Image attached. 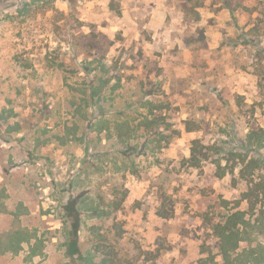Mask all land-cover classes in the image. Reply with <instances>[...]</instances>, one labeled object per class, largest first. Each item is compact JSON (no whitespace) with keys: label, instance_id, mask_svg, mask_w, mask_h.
Wrapping results in <instances>:
<instances>
[{"label":"rangeland","instance_id":"rangeland-1","mask_svg":"<svg viewBox=\"0 0 264 264\" xmlns=\"http://www.w3.org/2000/svg\"><path fill=\"white\" fill-rule=\"evenodd\" d=\"M23 1L0 0V186L10 181L8 194L18 185L12 200L27 198L36 211L19 206L14 219L1 197L0 231L24 235L11 234L18 250L2 252L0 264H255L243 251L251 249L262 261L259 228L242 229L226 261L205 219L219 221L220 201L244 190L230 174L216 177L214 160L233 152L221 167H239L247 132L264 130L256 76L264 74V0H36L19 18ZM101 55L104 68L79 75L99 82L103 111L74 88L82 62ZM39 88L50 111L41 123ZM141 98L166 107L169 124L145 151L151 135L140 120L112 117ZM125 134L137 139L125 144ZM195 140L207 161L190 167ZM80 195V214L68 217ZM31 225L36 233L24 230Z\"/></svg>","mask_w":264,"mask_h":264},{"label":"trees","instance_id":"trees-1","mask_svg":"<svg viewBox=\"0 0 264 264\" xmlns=\"http://www.w3.org/2000/svg\"><path fill=\"white\" fill-rule=\"evenodd\" d=\"M31 3H27L26 0L22 2V8H18L16 11V16L19 18L24 17L27 13H32L35 9L31 11L30 4H33L32 2H35L36 0H30ZM42 1V0H38ZM43 0L42 2H44ZM181 2L186 5L191 0H180ZM236 12V9H231L230 13L232 14V17L235 18L234 13ZM261 14H258V17L260 18ZM8 17V16H6ZM240 30V29H239ZM243 33L240 32V34H237V38L239 41L242 38ZM78 56V54H75ZM94 55V54H93ZM95 56V55H94ZM103 55L99 58L91 59L90 61L88 59H85L81 64V70L80 72L75 73V77L78 80L75 90L76 92H80L84 97H82V102H85L86 104H99L98 108L100 111H103V95L104 92L101 90L99 82L98 84H94V82H86L84 77H81L80 73H85L86 75L92 74V72L97 71L98 69H102L105 67V65L102 62ZM53 64V63H52ZM63 63H60L58 67L62 68ZM26 68H32L31 65H26ZM258 76V85L262 86V83H264V74L260 75L259 73L256 74ZM99 79V78H98ZM100 81V79H99ZM77 89H80V91H77ZM114 86L110 88V91L112 92L114 90ZM40 90V91H39ZM74 90V91H75ZM37 91L40 92L42 96V110L39 111L40 117L37 120V123H41L45 118H48V114H50V111H47V99L46 97L47 93L42 88L37 89ZM103 93H102V92ZM100 95V96H99ZM113 99H121V96L119 93H113ZM141 103H132L133 105H136V107L132 108L128 113H124L122 109L120 110H114L112 113V117H116L117 119L130 117L133 121L137 118L140 120L139 124L143 126L145 133H148L151 135L150 137L146 138V141L140 145V147L145 151L147 145L149 142H153L154 138L156 137H162L163 133L159 131V127L161 124H166L165 127H168V123L166 122V115H163L162 110L166 109L163 105H157L153 100H145L143 98L140 99ZM102 104V105H101ZM130 104V106H132ZM146 113H144V111ZM159 112L160 114H157ZM83 117V116H82ZM84 118V117H83ZM103 118V117H102ZM98 120V119H97ZM101 120V119H100ZM185 124V130L186 132H192L194 131V127H191L187 121L184 122ZM125 124H120L119 127ZM90 128L92 126V123L89 124ZM88 126V128H89ZM139 127V126H138ZM155 127V128H153ZM36 131L46 132V129L38 128ZM130 132H132L130 130ZM176 132V131H175ZM178 132V131H177ZM176 132V133H177ZM179 134V133H177ZM246 137H248V141L243 151L239 153L238 156L240 160V163H238L237 166L239 167H227L226 165L224 167H221L220 161H225L226 163L231 162L232 160H235L236 153L233 152H225L221 156V160H214L213 164H216L217 168L215 173L217 174L216 177L222 179L225 178L227 174L231 175V183L232 186H235L236 183H241L244 186V190L241 191L236 199H234L232 202L229 200L222 199L220 203L217 205V213L216 215L219 216V221L213 222L211 217H206V222L209 224L210 228L214 232V235L217 237L216 242V248L226 261L231 258V253H234L235 251H239V243L243 240L242 235V229L249 228L257 229L259 228V232H264V130L259 129L258 131L252 130L248 131L246 134ZM136 137H132L131 135H126L122 138V142L127 144L132 139H135ZM137 139V138H136ZM130 144V142H129ZM128 144V145H129ZM198 141L192 142V149L189 158L187 159V163H189L190 167H197L202 163L203 161H207V155L203 154L200 150V147L198 146ZM242 144V143H241ZM130 149H135L137 147V144L130 145ZM140 149V151L142 150ZM243 153V154H242ZM234 154V155H233ZM200 155V157H199ZM125 157V156H124ZM218 172V173H217ZM234 173L237 174V178L233 177ZM83 195H80L76 197L73 201L68 203V206L66 207V212L68 213V217L77 218L78 214H80L79 205L83 204ZM242 203L246 204V208L241 210L240 206ZM86 207V206H85ZM84 207V209H85ZM86 211H92L91 214H105L98 212V209L95 207H86ZM166 210H163L162 212H165ZM166 213V212H165ZM159 217L163 219H167L170 216L165 215L164 213H160L158 215ZM262 228V229H261ZM247 258L252 259L255 261V264H263L264 257L261 259H258L253 255L252 252H255L256 250H249L245 251ZM257 253V252H256ZM240 255V254H238ZM262 256V253L260 254ZM238 257H244V255L238 256ZM257 258V259H256ZM108 259H104L102 262L103 264H108ZM110 260V259H109ZM260 260V261H259Z\"/></svg>","mask_w":264,"mask_h":264},{"label":"crops","instance_id":"crops-1","mask_svg":"<svg viewBox=\"0 0 264 264\" xmlns=\"http://www.w3.org/2000/svg\"><path fill=\"white\" fill-rule=\"evenodd\" d=\"M8 183L10 184V181H8L6 184H2L1 186H0V199H1V197H4V198H9V199H7L9 202H10V207H9V209L8 208H6L5 207V209H6V211H7V213L8 214H10L14 219H16V217L18 216L19 217V213L17 212V207H19V206H23V207H27L28 208V211H29V214H33V213H35V211H36V209H34L33 207H32V202L30 201V200H28L27 198H25V199H18V200H16V201H14V200H12V198H13V196H12V193H13V190H15L16 189V187L18 186H15V184L14 183H11V185H12V188H10L9 189V192H8V194H7V191H6V188H7V185H8ZM9 188V187H8ZM67 199V198H66ZM61 201L62 200H65V198L63 197V199H60ZM69 200V199H68ZM1 201V200H0ZM23 205H22V204ZM19 204V205H18ZM7 204L6 203H2V202H0V206H2V208H3V206H6ZM2 208H0V214H1V211H3V210H5V209H2ZM1 216V215H0ZM21 217H19V219H20ZM24 230L25 231H29L30 232V234H33V233H36V226H34V225H31V226H24ZM9 231H10V229H4V230H2V231H0V254L2 253V252H5V251H9V252H11V251H14V252H16L17 250H18V248L16 249V247H17V244H19V243H15V242H11V234H13V236L15 237H21V236H23L24 234V231H22V232H19V231H14V230H12V231H10V233H9ZM27 231V232H28ZM12 236V237H13ZM4 239V240H1V239ZM9 238H10V240H9ZM27 244H30V245H32L33 246V243H27ZM3 245V246H2ZM5 248L4 250H3V248ZM28 248L29 247H27V248H24V250L23 251H26V250H28ZM11 254V253H10ZM12 256H14L13 254H11ZM3 255H0V257H2ZM23 258H26V257H23Z\"/></svg>","mask_w":264,"mask_h":264}]
</instances>
